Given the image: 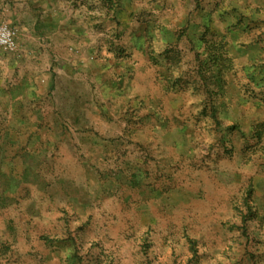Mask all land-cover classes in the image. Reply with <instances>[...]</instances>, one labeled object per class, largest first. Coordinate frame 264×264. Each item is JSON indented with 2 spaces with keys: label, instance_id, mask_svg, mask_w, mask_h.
Masks as SVG:
<instances>
[{
  "label": "rangeland",
  "instance_id": "1",
  "mask_svg": "<svg viewBox=\"0 0 264 264\" xmlns=\"http://www.w3.org/2000/svg\"><path fill=\"white\" fill-rule=\"evenodd\" d=\"M0 6V264H264V0Z\"/></svg>",
  "mask_w": 264,
  "mask_h": 264
},
{
  "label": "built area",
  "instance_id": "2",
  "mask_svg": "<svg viewBox=\"0 0 264 264\" xmlns=\"http://www.w3.org/2000/svg\"><path fill=\"white\" fill-rule=\"evenodd\" d=\"M15 32L7 25H0V47L14 50L17 47Z\"/></svg>",
  "mask_w": 264,
  "mask_h": 264
},
{
  "label": "crops",
  "instance_id": "3",
  "mask_svg": "<svg viewBox=\"0 0 264 264\" xmlns=\"http://www.w3.org/2000/svg\"><path fill=\"white\" fill-rule=\"evenodd\" d=\"M0 9H1V6H0ZM1 20V19H0ZM1 48V47H0Z\"/></svg>",
  "mask_w": 264,
  "mask_h": 264
}]
</instances>
